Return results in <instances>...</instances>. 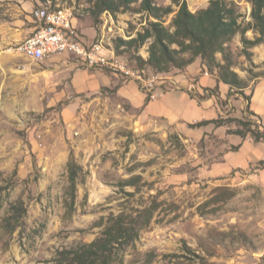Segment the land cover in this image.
I'll list each match as a JSON object with an SVG mask.
<instances>
[{"label":"rangeland","instance_id":"rangeland-1","mask_svg":"<svg viewBox=\"0 0 264 264\" xmlns=\"http://www.w3.org/2000/svg\"><path fill=\"white\" fill-rule=\"evenodd\" d=\"M22 1L0 0V39L2 26L15 20L13 13L16 20L27 15ZM209 1L187 0L192 11ZM235 1L247 24L252 20L250 2ZM34 2L33 9L70 10L82 40L93 44L106 39L114 49L117 38L135 37L155 20L137 10L106 11L96 19L91 0ZM154 2L178 10L173 0ZM174 14L162 17L166 26ZM107 20L110 30L104 28ZM258 35L255 30L247 33L251 39ZM149 44L138 52L144 58L149 57ZM14 46H0V264H63L57 259L60 250L92 242L111 213L134 212L153 196L161 205L124 252V264H264V183L255 175L260 160L223 171L225 154L237 151L232 138L238 135L229 133L236 123L192 126L196 122L146 118L144 107H135L119 93L133 81L150 101L140 81L111 68L91 67L73 53L61 54L65 64L74 66L69 73L62 67L59 77L50 76L54 61H32ZM128 48H122V58L139 68L135 49ZM231 48L234 69L249 86L241 90L225 84L223 95L216 74L201 70L187 89L195 91L200 103L215 100L219 114L214 118H251L263 129L264 114L250 116L247 108L255 84L264 81V42L249 49L251 59L240 34ZM14 62L26 70H13ZM81 69L95 78L92 89L78 92L71 74ZM139 69L147 79L155 78L153 91L159 95L173 87V73L179 70ZM201 75L215 82L200 85ZM71 159L83 167L73 205ZM133 177L135 184L129 181Z\"/></svg>","mask_w":264,"mask_h":264},{"label":"trees","instance_id":"trees-1","mask_svg":"<svg viewBox=\"0 0 264 264\" xmlns=\"http://www.w3.org/2000/svg\"><path fill=\"white\" fill-rule=\"evenodd\" d=\"M139 0H91V11L96 19L103 12L113 14L129 10L145 11L155 20L149 22L148 27L130 39L117 38L115 50L122 55L123 47L135 49L134 59L137 67H151L157 73L171 72L174 69L184 70L198 59L201 60L204 70L216 74L218 81L231 88L244 89L249 86L248 80L240 76L234 69L233 51L231 42L240 34L244 44V52L249 59L252 57L250 48L264 42V0H247L252 6V20L244 24L239 4L235 0H210L206 7L197 11L189 8L187 0H173L178 10L171 5L159 6L154 0H141L140 8L134 4ZM175 12L171 26H166L162 17ZM249 30H255L259 35L255 39L247 36ZM150 41L149 57L139 54L140 48ZM221 54V58H219ZM195 92V91H194ZM193 90L188 93L193 98L197 94ZM247 113L250 116H259L250 108L251 97L248 98ZM236 123L235 133L241 138L251 137L255 142H264V125L256 126L251 118L219 117L212 120H202L193 125L202 126L214 123L217 126ZM239 145L233 146L238 150ZM264 168V160L259 161V167ZM83 167L74 159L69 162V192L71 205L76 198L78 177ZM135 178L129 181L136 183ZM161 202L153 196L150 203L135 209L134 212L121 211L111 213L105 220L104 229L92 242L85 243L72 249H63L58 252V262L65 264H124V252L135 244L140 232L148 227L158 210Z\"/></svg>","mask_w":264,"mask_h":264},{"label":"crops","instance_id":"crops-1","mask_svg":"<svg viewBox=\"0 0 264 264\" xmlns=\"http://www.w3.org/2000/svg\"><path fill=\"white\" fill-rule=\"evenodd\" d=\"M34 6V0L22 1L23 12H27V15L24 18L21 17L16 20L18 15L13 13V18L15 17V20L13 22L5 23L1 28V31L4 32V35L3 38L0 39V46H8L10 44L17 45L23 39L31 35L36 26L34 17L31 14L34 10ZM27 18L28 20H26ZM48 58L54 61L51 63V68H48L50 76L57 74V77H59V73L61 72L60 68L62 67H65L62 70L63 73H69L70 68L72 69V67H74L73 64H65L64 58L61 56V54L52 55ZM14 64L16 66L19 65V68L15 66L13 67V70H26L21 67L20 63L14 62ZM201 70H204V68L201 65V62H198L197 60L185 70L174 71L173 80H171L174 83L173 87L168 88L166 91L162 90L163 92H160V95L157 98L151 99L148 102L146 101V94L141 92L138 84L133 81L125 83L123 86H121L119 93L122 96L129 98L135 107H144L142 115L146 118L160 117L170 123L180 122L181 120L190 123L200 120L202 121L203 119H216L214 117L218 116L219 112L214 99L209 98L200 103L188 93L187 88L190 85V79L195 77V75H199ZM94 75L95 74L87 72V70L84 69L78 71L75 70V72L71 74L73 86L78 92L92 89L95 78ZM214 82L215 79L210 78V76L206 77L205 75H201L199 80V84L203 86H212ZM224 85L225 83L223 84V82H220L223 95L225 94L224 92L226 90ZM258 95L263 96L262 101H259V98H257ZM250 107L252 111L263 118L264 81L255 84ZM232 140L240 147L235 152L230 151L225 154L223 171L229 172L237 167L247 168L250 166L252 160H264V142L257 143L251 137L243 139L241 137L239 138V136L233 137ZM256 171L257 173H255V175L259 177L261 182L264 183V168H258Z\"/></svg>","mask_w":264,"mask_h":264},{"label":"built area","instance_id":"built-area-1","mask_svg":"<svg viewBox=\"0 0 264 264\" xmlns=\"http://www.w3.org/2000/svg\"><path fill=\"white\" fill-rule=\"evenodd\" d=\"M32 15L36 23L34 31L11 49L19 51L36 62L43 61L52 55L74 53L91 67L111 68L124 76L140 81L149 91L151 99L159 96L156 91H153L155 78L147 79L141 69L130 65L118 55L106 39H100L93 44L84 42L74 24L70 10L40 6L32 11ZM108 19L112 18L109 16ZM104 28L110 30L108 20Z\"/></svg>","mask_w":264,"mask_h":264}]
</instances>
